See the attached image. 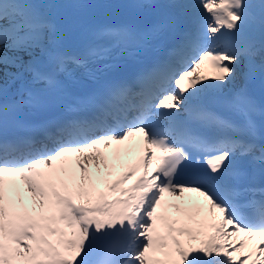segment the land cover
Returning a JSON list of instances; mask_svg holds the SVG:
<instances>
[{"label":"snow or ice","instance_id":"6c2138e0","mask_svg":"<svg viewBox=\"0 0 264 264\" xmlns=\"http://www.w3.org/2000/svg\"><path fill=\"white\" fill-rule=\"evenodd\" d=\"M128 6L174 13L94 29L71 19L67 34L87 42L70 52L56 4L0 0V264H264V247L245 252L264 237V103L247 87L264 78V0ZM161 48L131 77L117 74V54ZM206 63L221 83H202ZM241 75L230 98L212 94ZM138 134L143 155L125 167L121 146ZM114 145L110 163L101 146ZM17 178L31 212L16 208ZM185 192L204 202H164Z\"/></svg>","mask_w":264,"mask_h":264},{"label":"bare ground","instance_id":"6f19581e","mask_svg":"<svg viewBox=\"0 0 264 264\" xmlns=\"http://www.w3.org/2000/svg\"><path fill=\"white\" fill-rule=\"evenodd\" d=\"M246 69H242L241 71H245ZM201 74L205 75L208 77V80L207 81H203L202 83H207V84H219L221 82L219 81H215L213 79V77L217 74L216 73V70L214 68L211 67L210 64H205L201 67V69L198 70ZM246 81L244 80L243 76H238L237 79L235 80L234 83H229L227 84L225 87H223L222 89L220 90H225L226 88H231V89H238L240 87V85L243 83H245ZM71 161H72V168H71V171H75L76 170V165H75V162H74V157H71L70 158ZM59 167V165H58ZM16 183L17 185L19 186V190L20 191H25L24 190V186H23V183L20 184L19 183V180L17 178L16 180ZM6 193L9 195V194H14L15 195V198L16 199V194L12 191V189L10 187H6ZM28 196L30 198V194L28 193Z\"/></svg>","mask_w":264,"mask_h":264}]
</instances>
